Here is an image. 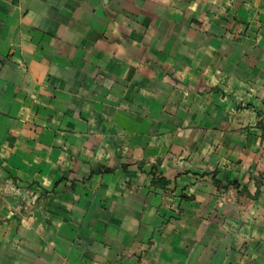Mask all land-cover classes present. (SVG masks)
<instances>
[{"label": "crops", "instance_id": "1", "mask_svg": "<svg viewBox=\"0 0 264 264\" xmlns=\"http://www.w3.org/2000/svg\"><path fill=\"white\" fill-rule=\"evenodd\" d=\"M0 264H264V0H0Z\"/></svg>", "mask_w": 264, "mask_h": 264}, {"label": "rangeland", "instance_id": "2", "mask_svg": "<svg viewBox=\"0 0 264 264\" xmlns=\"http://www.w3.org/2000/svg\"><path fill=\"white\" fill-rule=\"evenodd\" d=\"M15 188L18 190V196L20 198V203L18 206H16V210L24 213L23 215L24 218H30L33 216V212L37 209H41L42 211H47L49 210L48 207L44 204V199L42 198V194L40 191L33 189L32 187L28 186H22L15 184ZM233 196H237V193L241 192H236L235 188H231ZM231 195H226L223 197L222 202L230 201V202H235L238 205H242L243 202L240 200H233L231 199Z\"/></svg>", "mask_w": 264, "mask_h": 264}]
</instances>
